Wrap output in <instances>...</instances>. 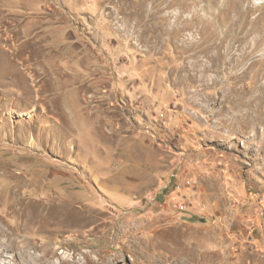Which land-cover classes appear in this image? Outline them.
I'll list each match as a JSON object with an SVG mask.
<instances>
[{
    "label": "rangeland",
    "instance_id": "374dc122",
    "mask_svg": "<svg viewBox=\"0 0 264 264\" xmlns=\"http://www.w3.org/2000/svg\"><path fill=\"white\" fill-rule=\"evenodd\" d=\"M114 257L264 264V0H0V264Z\"/></svg>",
    "mask_w": 264,
    "mask_h": 264
},
{
    "label": "bare ground",
    "instance_id": "6f19581e",
    "mask_svg": "<svg viewBox=\"0 0 264 264\" xmlns=\"http://www.w3.org/2000/svg\"><path fill=\"white\" fill-rule=\"evenodd\" d=\"M13 176V175H12ZM13 178V177H12ZM16 178V177H15ZM51 206V205H50ZM33 210H36V208H32ZM51 209V208H50ZM41 210H44L43 208ZM44 211L40 212L38 211V213H33L31 219H30V223L32 225H39L42 229L50 232V233H56V234H60V233H63V234H67V237L66 238H69V239H73L74 237L77 238L78 236H80L82 233L86 232V230H83L85 227H87L88 225L92 224V223H95L96 221H101L100 223H103L102 225H104L105 221H103L102 219H98V218H93L92 219H86L79 223H67L65 220H63L62 218H59L58 215H49V213L47 214H43ZM63 217V216H62ZM67 217V216H66ZM68 218V217H67ZM24 219V217H23ZM22 219V220H23ZM28 219V218H27ZM68 220V219H66ZM71 220V219H70ZM69 220V221H70ZM83 220V219H82ZM100 223H99V226H100ZM40 228V230H41ZM94 228V227H93ZM94 229H91L90 231H93ZM5 235V234H4ZM65 238V239H66ZM74 240V239H73ZM63 241V240H62ZM69 241V240H67ZM56 243V242H55ZM23 247V246H22ZM27 247V246H26ZM26 247H23V248H26ZM57 247V246H56ZM20 248V247H19ZM32 248V247H31ZM17 249V248H16ZM57 249V248H56ZM18 250H21V249H18ZM23 251H26V250H23ZM22 251V252H23ZM56 251V250H55ZM29 254V253H27ZM26 254V255H27ZM33 253H31V256H32ZM58 254V253H57ZM20 255V254H19ZM24 255V254H23ZM22 255V256H23ZM40 255V254H39ZM54 255V254H53ZM45 256V255H44ZM21 257V256H20ZM29 259V258H28ZM43 259V258H42ZM24 260V258H23ZM107 260V259H106ZM116 260V257L114 258H108V260L106 261V263H111V261H114ZM29 262V261H28ZM34 262V261H33ZM30 263H31V260H30ZM71 263V262H70ZM74 263V262H73Z\"/></svg>",
    "mask_w": 264,
    "mask_h": 264
}]
</instances>
